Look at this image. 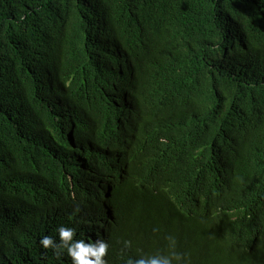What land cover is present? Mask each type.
Masks as SVG:
<instances>
[{"label": "trees", "instance_id": "1", "mask_svg": "<svg viewBox=\"0 0 264 264\" xmlns=\"http://www.w3.org/2000/svg\"><path fill=\"white\" fill-rule=\"evenodd\" d=\"M151 91L179 101L163 141L119 124ZM114 129L153 176L115 178L106 213ZM61 225L107 264H264V0H0V264H71L39 244Z\"/></svg>", "mask_w": 264, "mask_h": 264}, {"label": "clouds", "instance_id": "2", "mask_svg": "<svg viewBox=\"0 0 264 264\" xmlns=\"http://www.w3.org/2000/svg\"><path fill=\"white\" fill-rule=\"evenodd\" d=\"M179 101L168 99L167 97L151 91L138 94L128 98L123 104L120 111L119 124L128 132L130 136L140 133L141 130H147L150 135L164 140L167 133L168 121L166 109L168 106L177 105ZM121 147H127L122 149ZM131 143L123 145L115 129L108 133V138L104 142L102 153L109 152L112 149L111 157L107 154L108 159L112 162L104 166L101 170L100 177L92 181L95 184V197L106 213L113 212L112 191L114 189V179L120 178L128 180L133 187L144 192L149 186L153 170L151 162L143 154L136 155L132 149ZM135 148V147H134ZM116 150H122L121 154L115 153ZM115 219L111 218L104 229V233L109 235L115 232ZM110 228H109V227ZM59 242L53 239L51 235H43L39 244L43 249H52L54 255H59L60 250L66 249V254L71 260V264H107L105 257L108 254L109 244L107 240L91 239H74L76 229L61 225L56 229ZM110 231V232H109ZM260 244H264V232L257 233ZM170 248L174 249L176 241L169 237ZM107 241V242H106ZM131 246L130 241H124V247ZM182 264V257L179 253L173 252L170 255L157 253L155 255L140 256L133 259L127 258L125 264Z\"/></svg>", "mask_w": 264, "mask_h": 264}]
</instances>
